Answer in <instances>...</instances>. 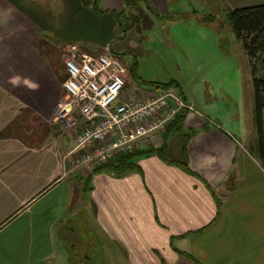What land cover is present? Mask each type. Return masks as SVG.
<instances>
[{
  "label": "crops",
  "instance_id": "1",
  "mask_svg": "<svg viewBox=\"0 0 264 264\" xmlns=\"http://www.w3.org/2000/svg\"><path fill=\"white\" fill-rule=\"evenodd\" d=\"M147 1L162 16L170 11L168 0ZM99 3L109 13L82 0H0V264H194L188 256L264 264L260 159L231 128L230 111L223 120L203 116L178 83L194 111L163 153L156 150L164 141L131 158L68 162L81 125L60 108L62 56H115L122 30L110 12L124 11L123 1ZM134 91L139 98L163 90ZM91 209L93 232L82 223Z\"/></svg>",
  "mask_w": 264,
  "mask_h": 264
},
{
  "label": "rangeland",
  "instance_id": "2",
  "mask_svg": "<svg viewBox=\"0 0 264 264\" xmlns=\"http://www.w3.org/2000/svg\"><path fill=\"white\" fill-rule=\"evenodd\" d=\"M263 4L264 0H168L170 11L164 16L149 14L142 22L124 20L129 27L127 31L122 27L113 50L128 71H134L126 80V94L134 99L136 88L148 91L154 85L176 82L203 116L223 120L232 112L226 120L234 132L241 131L243 141L257 155L252 67L229 14ZM63 55L61 65L69 53ZM72 116L81 122L77 112ZM83 184L87 189L91 181ZM93 213V209L85 210L91 217L82 221L85 231L95 230Z\"/></svg>",
  "mask_w": 264,
  "mask_h": 264
},
{
  "label": "built area",
  "instance_id": "3",
  "mask_svg": "<svg viewBox=\"0 0 264 264\" xmlns=\"http://www.w3.org/2000/svg\"><path fill=\"white\" fill-rule=\"evenodd\" d=\"M63 70L65 102L60 108L80 116L81 132L73 137L68 162L76 168L99 165L116 154L158 147L181 111H194L176 89L129 98V71L112 54L69 50ZM68 101L66 102V100Z\"/></svg>",
  "mask_w": 264,
  "mask_h": 264
},
{
  "label": "trees",
  "instance_id": "4",
  "mask_svg": "<svg viewBox=\"0 0 264 264\" xmlns=\"http://www.w3.org/2000/svg\"><path fill=\"white\" fill-rule=\"evenodd\" d=\"M122 1L125 5V10L122 12L110 13L116 17L119 25L124 27V31H127V28L129 27L123 23L124 20L130 21V23L137 21L142 22L144 20L143 18L145 16L147 17L146 12H150L151 15L157 13L153 7L150 6L147 0ZM82 2L85 7L90 8L97 15H106L109 13L102 10L99 0H82ZM147 5L151 7V11L147 9ZM229 20L236 38L242 43L243 48L251 62L254 88V121L258 135V153L256 154L260 159L262 167L264 168V4L253 7L237 8L230 12ZM112 51L114 52L113 48ZM129 74H134L133 68H130ZM153 87L162 90L176 89L180 93L176 82L154 85ZM187 113L188 111H181L171 123L170 127L167 128L166 133L164 134L165 139L163 145L156 150L159 154L163 153L165 150V141L168 138L169 133L173 131H184L183 123ZM207 125L208 124L206 122L203 129H207ZM196 133L197 130L195 129L189 130L185 137L192 136ZM141 153V151H135L124 154H126L125 156L128 158H131L134 155ZM188 257H190L194 264H202L191 256Z\"/></svg>",
  "mask_w": 264,
  "mask_h": 264
},
{
  "label": "water",
  "instance_id": "5",
  "mask_svg": "<svg viewBox=\"0 0 264 264\" xmlns=\"http://www.w3.org/2000/svg\"><path fill=\"white\" fill-rule=\"evenodd\" d=\"M147 9L151 11V7H150L149 5H147ZM154 15H155L156 17H161V15L158 14V13H154Z\"/></svg>",
  "mask_w": 264,
  "mask_h": 264
}]
</instances>
